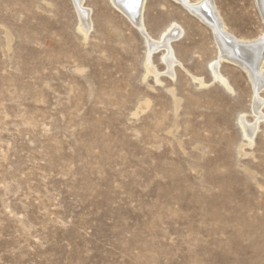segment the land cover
<instances>
[{
	"label": "rangeland",
	"instance_id": "obj_1",
	"mask_svg": "<svg viewBox=\"0 0 264 264\" xmlns=\"http://www.w3.org/2000/svg\"><path fill=\"white\" fill-rule=\"evenodd\" d=\"M213 2L264 34L256 0ZM144 4L153 39L182 29L171 71L111 0L86 33L72 0H0V264H264V106L250 140L244 68L227 88L209 25Z\"/></svg>",
	"mask_w": 264,
	"mask_h": 264
},
{
	"label": "bare ground",
	"instance_id": "obj_2",
	"mask_svg": "<svg viewBox=\"0 0 264 264\" xmlns=\"http://www.w3.org/2000/svg\"><path fill=\"white\" fill-rule=\"evenodd\" d=\"M72 1L79 17V29L86 33L92 26L90 9L83 5V0ZM176 1L180 2L198 19L209 25L213 32L218 54L217 61L210 65L214 78L228 88L229 85L227 80L219 71L218 63L219 61L221 62V60L234 62L247 72L254 92L253 112L258 115L254 123L249 124L243 118H241L240 123L244 135L251 140L257 131V123L262 117L259 110L264 106V99L258 96L259 93L264 90V34L254 39H242L228 32L225 22L215 8L213 0ZM111 2L118 10L125 14L144 35L143 37L146 39L149 54L159 49L163 50L162 60L168 68L166 69L171 71L174 64L178 61L173 53L171 42L180 37L182 33L180 26L176 23H171L161 32L158 39H153L148 34L144 22L143 11L145 0H111ZM256 2L259 5L264 21V0H256ZM148 67L150 68V66Z\"/></svg>",
	"mask_w": 264,
	"mask_h": 264
},
{
	"label": "water",
	"instance_id": "obj_3",
	"mask_svg": "<svg viewBox=\"0 0 264 264\" xmlns=\"http://www.w3.org/2000/svg\"><path fill=\"white\" fill-rule=\"evenodd\" d=\"M258 9H259V6H258Z\"/></svg>",
	"mask_w": 264,
	"mask_h": 264
}]
</instances>
